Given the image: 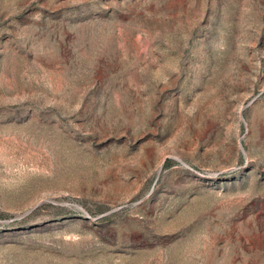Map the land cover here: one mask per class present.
I'll list each match as a JSON object with an SVG mask.
<instances>
[{"label":"rangeland","instance_id":"1","mask_svg":"<svg viewBox=\"0 0 264 264\" xmlns=\"http://www.w3.org/2000/svg\"><path fill=\"white\" fill-rule=\"evenodd\" d=\"M0 264H264V0H0Z\"/></svg>","mask_w":264,"mask_h":264}]
</instances>
